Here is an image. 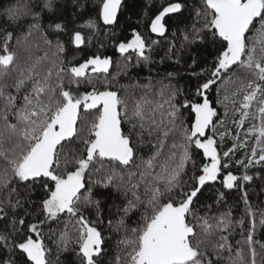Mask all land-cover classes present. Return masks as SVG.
I'll return each instance as SVG.
<instances>
[{"label": "snow or ice", "instance_id": "snow-or-ice-1", "mask_svg": "<svg viewBox=\"0 0 264 264\" xmlns=\"http://www.w3.org/2000/svg\"><path fill=\"white\" fill-rule=\"evenodd\" d=\"M75 6L83 7L79 0ZM127 8L128 0H96L94 16L74 13L81 24L70 31L56 0H16L0 13V264H105L100 189L123 197L109 264H264V239L256 236L264 207L254 206L246 190L249 171L264 169V0H200L193 7L146 0L138 15L147 32L166 37L168 18H178L166 58L176 54L177 38L181 50H198L189 69L203 57L188 92L171 83L177 75L171 71L119 85L133 59L135 67L147 65L158 43H149L139 26L116 45L123 65L99 54L66 59L61 36L79 49L85 29L116 25ZM212 88L223 116L209 98ZM145 133L155 140L147 156L139 155ZM227 138L231 146L221 150ZM194 149L202 152L199 165ZM217 181L243 193L241 219L216 209L224 191L205 193ZM37 189L40 199L30 200ZM93 208L95 220L86 215ZM136 212L140 219L129 227ZM236 226L242 239L233 244ZM69 251L74 259L62 261L60 253Z\"/></svg>", "mask_w": 264, "mask_h": 264}, {"label": "trees", "instance_id": "trees-1", "mask_svg": "<svg viewBox=\"0 0 264 264\" xmlns=\"http://www.w3.org/2000/svg\"><path fill=\"white\" fill-rule=\"evenodd\" d=\"M16 0H0V13L3 12V9L10 4L15 3ZM184 2L189 6H198L200 0H184ZM56 3L61 6V10L64 12L62 22L67 24V29L70 31L71 29L77 27L81 24V20L76 17L74 13H84V19H87L89 15H93L90 10L95 6L96 0H79V5H83V7L75 6L76 0H56ZM146 3V0H128V8L119 18V22L116 25L106 26L100 22L99 27L96 31H90L88 29L84 30V35L86 37L85 44L82 45L79 49H76L71 43L68 42V35L65 33L60 38L64 40L67 44V55L66 59L70 61H79L83 62V59H86L89 56L94 54L106 55L110 56L114 59L117 64L123 65L125 58L121 57L120 54L116 51V45L124 39L125 35H128L131 31V27L139 26V30L144 33L146 40L151 43L152 41H158V43L154 46L151 52V61L147 65H141L140 67H135V60L133 59L131 67H129L128 72L129 75L122 77L119 79V85H134L137 83L143 84L147 83V77L149 75L153 76L156 80H159L161 76H163L166 72H175L177 75L172 79L171 83L176 87L183 89L185 92H188L190 89L194 88L197 80L195 77L191 75L192 71L199 72L201 67L205 66V63L202 62L195 66L193 69H189L188 65L191 64L190 53L196 54L197 48L193 47L188 49L187 47L184 50L180 48V40L176 39V54L172 56L171 59L166 58L165 53L168 49V43L172 40V32L177 27L176 20L178 19L175 16L168 18L167 23L169 26V31L166 37H156L155 35L147 32L143 25L140 24V17L138 13L142 11V6ZM64 5H67L66 10L63 8ZM187 15V12H185ZM5 17L0 16V27L4 26L3 21ZM47 23V20H45ZM131 26V27H130ZM182 27V25H181ZM90 37V40L88 39ZM202 51V50H201ZM208 51H211V45L208 47ZM134 55V54H133ZM204 56L207 55L206 52L203 53ZM210 59V58H209ZM178 61V62H177ZM115 66L112 71H115ZM104 75L101 74L99 77L100 80H103ZM94 80L97 78H93ZM168 81H165L167 83ZM83 90V88H81ZM123 94V93H122ZM209 98L213 101L215 105L216 89L212 88L209 90ZM221 116H223V108L220 105H215ZM231 120V117H229ZM130 125L123 124L122 130L127 133ZM211 134V133H210ZM219 142V137H217ZM171 140L168 141L171 144ZM155 143V140L152 137H149L147 133H145L143 137V143L140 144L141 152L139 155L147 156L152 151V144ZM232 140L231 138H227L222 145L221 150H227L228 147L231 146ZM243 156V152L237 153L235 159H240ZM193 159L196 161L197 165L200 164L202 159V152L200 150H193ZM188 175L185 177V180H188L192 175V163L188 164ZM232 170L235 174L240 175L243 169L238 170V166L233 164ZM250 175H253V180L247 182L246 190L250 199V202L255 206L259 205L260 207H264V169L259 167L251 169L249 171ZM87 179V177H86ZM222 179V177H221ZM213 192H209L206 188L204 191L206 194L212 195L214 194L215 189H220L225 192L224 200L221 202L223 205L221 207L220 204L215 205L218 212H227L231 210L233 220H239L244 216L245 205L242 201L243 193L237 188H233L231 190L223 189L220 182H214L213 184ZM42 193L37 189L34 190L29 199L32 201H38L41 197ZM100 199L101 206L99 209V218L104 221L102 225H100V230L103 233L106 244L105 249L108 251V255L104 257L105 264H109V261L112 256H114L117 252V240L119 239V234L115 232L114 225L115 220L119 218L117 215V208L123 207V197L120 193L116 192L115 189H100L98 190V196L96 197ZM34 213L38 211V209H29ZM90 212L91 219H97V211L95 208L90 209L86 212L88 215ZM122 214V213H121ZM11 219V217H9ZM113 221V227L108 226L109 220ZM140 219V213L136 212L134 214H130V219H128L127 224L129 227H135L136 221ZM31 222V221H29ZM51 223V222H49ZM2 227V224H0ZM57 225L52 224V228H56ZM71 230V228H70ZM240 231L239 227L236 226L235 231L233 232L232 243L234 244L236 240H241L242 237L238 234ZM44 232L48 234V228H44ZM58 235V233H57ZM256 236L258 239H264V225L259 223V217H257L256 223ZM49 246L52 249V255L50 259L55 262V258L57 255V248L55 242H50ZM60 258L62 261H71L74 259V254L69 251L68 253H60ZM215 259V257H213Z\"/></svg>", "mask_w": 264, "mask_h": 264}, {"label": "water", "instance_id": "water-1", "mask_svg": "<svg viewBox=\"0 0 264 264\" xmlns=\"http://www.w3.org/2000/svg\"><path fill=\"white\" fill-rule=\"evenodd\" d=\"M107 26H110V25H107ZM153 35H155L156 37H160V36H158V35H156V34H153Z\"/></svg>", "mask_w": 264, "mask_h": 264}]
</instances>
